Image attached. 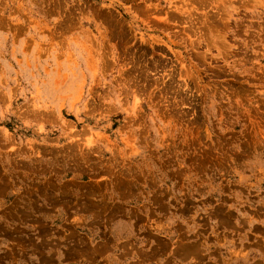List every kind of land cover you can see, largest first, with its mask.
I'll return each instance as SVG.
<instances>
[{
	"label": "rangeland",
	"instance_id": "1",
	"mask_svg": "<svg viewBox=\"0 0 264 264\" xmlns=\"http://www.w3.org/2000/svg\"><path fill=\"white\" fill-rule=\"evenodd\" d=\"M0 264H264V0H0Z\"/></svg>",
	"mask_w": 264,
	"mask_h": 264
}]
</instances>
